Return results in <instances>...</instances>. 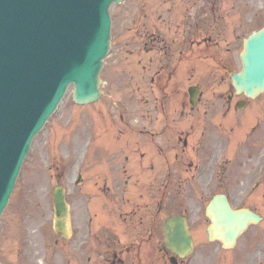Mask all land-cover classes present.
Wrapping results in <instances>:
<instances>
[{
  "label": "rangeland",
  "instance_id": "obj_1",
  "mask_svg": "<svg viewBox=\"0 0 264 264\" xmlns=\"http://www.w3.org/2000/svg\"><path fill=\"white\" fill-rule=\"evenodd\" d=\"M110 16V49L100 74L102 96L93 103L78 105L72 100V86H69L56 111L35 135L0 219V264H67V255H71V264L86 260V255L78 248L70 249L53 230L52 191L57 184L73 190L74 194L68 196L76 198V204L85 194L93 196V200L111 198L115 181L128 174L122 173V164L131 150L129 144H133L137 135L119 122V115H123L125 122L133 118L134 113L143 117L146 98L162 96L158 84L150 83V79L159 83L157 75H160L162 81L168 80L174 63L178 87H174L175 76L166 83L163 93L168 115L174 117L172 121L176 123L170 126L172 132L184 127L182 135L189 133L191 140L198 135L196 128H188L187 102L183 100L184 107L179 105L180 96L186 99L188 83L198 82L202 91L201 105L215 108V120L223 118L227 122L234 117L230 123L233 125L232 148L247 123L246 111H251L252 116L264 113V92L247 107L235 110L236 113L232 104L237 98L227 103L233 95L229 91L230 73L241 67L242 42L251 31L264 26V0H123L110 7ZM191 17L198 22L191 23ZM191 38L193 45L188 41ZM181 47L190 49L182 58L178 54ZM190 62L193 67L186 73ZM161 63H168L169 67L156 74ZM137 140V144L144 143L143 136L137 135ZM216 152L223 153L224 145L216 146ZM225 159L215 169L212 191L229 193L234 204L239 205L241 190L251 180L241 184L237 166L232 167L230 178L226 176L225 180L222 170ZM77 172L85 177L80 190L72 185ZM255 174L251 165L243 167L245 180ZM105 188L110 189V193H104ZM263 193L264 181H261L256 194ZM253 198L250 197L247 204L254 205ZM78 208L77 204L71 212L75 223L79 219ZM208 224L209 219L201 210L190 227L195 236L192 264H250L256 258L253 254L257 244L251 242L249 234L254 236L259 228H248L235 247L226 249L217 241L206 239ZM126 238L121 236L123 240Z\"/></svg>",
  "mask_w": 264,
  "mask_h": 264
},
{
  "label": "water",
  "instance_id": "obj_2",
  "mask_svg": "<svg viewBox=\"0 0 264 264\" xmlns=\"http://www.w3.org/2000/svg\"><path fill=\"white\" fill-rule=\"evenodd\" d=\"M121 0H0V213L34 134L56 108L67 86L73 99H97L98 73L109 47L108 7ZM243 68L233 85L254 96L264 89V28L244 42ZM54 227L64 237L67 208L62 187L53 192ZM213 211L215 237L231 245L244 228L239 211ZM216 206L213 204L212 208ZM166 245L192 248L183 217L166 221ZM209 229V235H210Z\"/></svg>",
  "mask_w": 264,
  "mask_h": 264
},
{
  "label": "flooded vegetation",
  "instance_id": "obj_3",
  "mask_svg": "<svg viewBox=\"0 0 264 264\" xmlns=\"http://www.w3.org/2000/svg\"><path fill=\"white\" fill-rule=\"evenodd\" d=\"M151 104L155 109L161 108L163 98L155 96ZM144 119L147 120L145 128L139 129L145 131L144 143L132 148L128 174L113 184L111 211L114 210L115 218L123 224L106 225L109 220L100 214L97 216L98 205L95 203H91L96 211L94 218H88L87 227L80 220L75 223L71 215L68 246L70 249H90L91 255H87L89 263L94 256L92 264H149L152 244L157 245L160 238L159 229L154 227H162L163 219L170 214L189 211L195 217L199 214L201 191L198 183L193 187L191 196L185 199L188 193L184 192L181 176L167 168L194 167L192 178H211L206 168L215 166L214 157L201 156L199 152L207 146L209 128L205 127L195 140H191L189 133L180 134L179 130L175 131L173 139H169L166 134L168 117L163 112L148 111ZM262 160L259 173L264 178V155ZM125 172L126 169H123ZM169 189H174L175 193L168 192ZM203 195L207 197L206 192H202ZM67 201L72 212L76 201L72 196H68ZM256 205L259 210L256 207L253 209L262 216L264 222L262 197H258ZM85 210L88 211V206ZM104 227H112L116 231L112 229L104 235ZM256 227H264V224L260 223ZM122 235L127 238L120 239ZM162 255L165 258L166 252Z\"/></svg>",
  "mask_w": 264,
  "mask_h": 264
}]
</instances>
